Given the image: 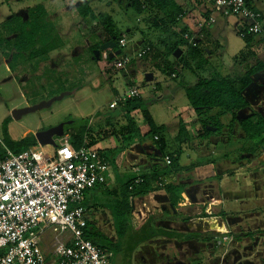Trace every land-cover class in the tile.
<instances>
[{
  "label": "rangeland",
  "instance_id": "obj_1",
  "mask_svg": "<svg viewBox=\"0 0 264 264\" xmlns=\"http://www.w3.org/2000/svg\"><path fill=\"white\" fill-rule=\"evenodd\" d=\"M90 2V4L96 9L97 12H102L104 16L107 15L112 18V24L115 26L114 38L118 40L119 36L121 37L122 35H124L127 39L128 45L126 48H124L123 54H129L131 57L136 56L137 51H130V48L134 47V44L140 38L145 39L148 43L152 42L153 44H155L159 42L160 39L158 40V38L160 36V33L158 29L152 24L148 12L145 11L142 13H138L131 6L128 7L124 4H121L120 0H90ZM40 4L46 10L44 18L41 17L40 19L41 24L43 25L45 23L47 26L48 37H46V39H49L50 35L53 37L48 46L51 49L54 48L58 49L56 51H59L56 54L54 52V59L63 57L64 61H66L65 66L69 65L70 68H77L73 70L70 69L71 75L66 73L64 74L61 71L65 66L51 68V66H55L52 63L54 59H47L43 61L46 56L38 57L34 62H32L33 64L30 62L29 66L21 67L19 64L21 60L15 61V59H12V45L8 47L6 40H4L3 44L0 43V135L2 137L3 122L7 118L9 119L8 124L10 123L12 134H14L15 137H20V135L28 129L32 130L33 134L35 135L36 132L40 130H46L60 124L61 122L69 121V117H73L78 125L82 124L84 121L89 120V118L91 119L95 115H98L99 119H97L99 121L101 115L103 118L105 115H108L111 112V109H109V103L112 99H114L112 90L123 91L125 87L124 79L121 77V71L115 67H112L111 63L113 61L106 60L104 58V55L101 60L96 61L95 57L87 49L83 52L84 56H82L81 60L80 58L73 56V51H75L76 48L80 46L85 47L87 45V38H89L92 33H97L100 37L104 38L107 36V34L102 24L99 22L93 23L92 28L85 29L82 26L81 21H77L78 14L76 12L72 13L70 11H67L68 8H65V3L62 0H0L1 38L13 39V37L11 36V32L6 29V19H10L16 13L22 15L24 18H28V9L31 7L39 6ZM218 38V40L222 44V47H219V49L214 51L213 56L210 59L209 64H207L206 68L207 70H213L214 72H218L221 70V72L224 73L222 70L230 68L228 66H233L232 63L234 55L244 45V39H242L238 35L233 27H231L223 36L219 34ZM46 39L44 38V40L41 41L40 45H38L37 47L45 45V42L47 41ZM62 46L64 48H61ZM184 52H187L186 48L184 49ZM173 58L174 60L176 59L174 56ZM134 60L136 61V59ZM140 61L141 60L137 61V63ZM203 62L204 60H202V64ZM191 63L195 64V61L193 60ZM25 64H27V62H25L24 65ZM148 64L149 63H147L146 61L142 62L141 67H139V71L141 74L144 75L146 73ZM151 65L152 64H150L149 66ZM201 65H199L198 69H196L193 65L192 67L194 68V70L190 68H183L179 72V78L174 79L170 78L167 74H164L161 71H155L154 82L146 83V85L140 87L141 94L145 98V100L152 102L150 103V111H152L155 115L156 122L158 124H166L168 127L165 133V137L167 138L170 145L169 151H175L178 148V146L172 142L174 134L177 133V126L175 124L180 119H183L187 122L189 121L186 110L188 109L187 106L191 104L185 94V90L182 85L194 84L200 77L209 76L207 70L201 68ZM203 67H205L204 64ZM232 69L233 71H236L234 68ZM114 73L118 74L119 76L116 75L114 76V78L109 80L107 76L113 75ZM118 77L119 79H117ZM88 79H90V81H85ZM156 83L161 84L162 90L154 92L153 86H155ZM64 92H68L70 94L66 95L62 100L55 101L50 107L25 114L20 119H15L12 115L14 109L38 104L41 101L49 100L52 97L58 96ZM160 95H163L161 100L158 99V101H153V99L158 98ZM181 113L183 114L181 115ZM222 115L224 114L216 115L213 118L205 116V119L209 120L208 122L211 121V127L213 128H217V123L224 124V126L220 125V129L218 128L219 130L217 132L214 131L215 135L219 136L218 134H221L224 136L225 134V137L230 138V141H216L215 145L213 144L214 146L212 147H218V154H213V157L216 158L223 152V148H226L227 152L232 150L234 151V149L239 148L241 143L240 139L236 138L235 133L230 134L232 132L230 131L232 128L229 127L228 116ZM138 122L140 126H142L143 131H145L146 126L144 125L143 120L139 119ZM89 126L91 127V122H89ZM183 127L187 130L186 122L183 123ZM190 129H192V127H190ZM193 133H195V130H193ZM42 148H46L50 153L53 150L52 145L42 146ZM180 150L181 149L175 151L177 153H180V164H188L191 161H194L197 157L196 152L189 146H185L182 152ZM232 155L234 156V154ZM152 167H155L158 170V174L162 175L168 180L173 181L174 176H171V172L169 171L170 168L165 167L162 164H154ZM142 168L145 169V167L143 166ZM142 171L139 170V174ZM251 171H256V168H252ZM133 174L139 175L138 172H134ZM196 175L199 179H204L209 176L208 173L204 174L205 177L201 175L199 176L198 174ZM212 179H215L219 185L223 186V191L226 190L225 195L228 197L227 199H234V195L232 193L228 194L230 193V189L232 188V186L228 187V183L226 184L227 186L223 185V179H221L220 177H213ZM263 180L261 181L262 187L260 186L259 191L261 196H264ZM249 183L250 180L248 181V188ZM161 192L163 191L160 190L158 193ZM249 193H252L250 192V189ZM196 195L198 196V198L203 197L204 199L208 195L212 200L222 196L219 192L218 185L207 186L206 189L201 187ZM93 196L96 197V201L92 199ZM110 198L112 197H110L108 194L100 193L99 191L94 190L89 196L87 205L94 207L95 205L102 206L108 201H111ZM107 199L108 201L106 202ZM257 204L258 203L255 201L252 202V206H258ZM260 205L262 207L261 202ZM135 206L138 212L142 213L143 211L145 214L143 223L145 221H148V219H150L151 217L155 219L154 225L159 226L160 222L158 221L160 219L164 221L168 219V216H166L165 214L168 213L169 207H164L158 201H156V198H154L153 194H147L146 196H143V198L138 199ZM161 207L165 209V213L159 214V210L161 209ZM214 208L215 206L213 208H210L213 213H215ZM247 209L248 212H250L248 214L250 217L239 222L237 227L230 229V225L226 224L228 223L225 220L226 218L224 217V219L223 217H221V219L219 218L220 220L218 218L217 219L219 221H225L226 223H224L223 226L218 224L213 225L212 228L218 229L219 231H222L221 233L225 234L227 232L224 231L232 230L237 232L242 229H253L260 224L262 227H264V221L261 220L264 218L253 216L251 214V206H249ZM170 210L171 209H169V211ZM200 212L201 210L199 211V209H192L188 211V213L191 214L190 216L193 217H198ZM133 218L134 224L137 227L136 230H138V228H140V226L142 225V222L140 224V219L137 217V215L133 216ZM195 222L198 221L194 220V218L190 221L191 224ZM93 223L104 234L115 238L116 233L113 228H111L112 226L110 222L103 216L102 212L99 211L98 213L94 214ZM172 225L176 228L181 229L179 225V227L176 224ZM209 233L211 234L212 232L208 229V232H205L204 235H207ZM223 234L220 235L224 244L222 247H220V253L223 252L222 250L224 248H227L230 238L229 235L227 236ZM210 236L213 237L212 235ZM262 240H264V238ZM172 242L173 241H169L166 243L163 237L160 238V240H157V238H153V246L147 248L156 249L157 252L162 253L166 257L167 255H170L173 258V255L178 254V257L180 258L177 247H175ZM244 243L245 242H242L243 246ZM44 248L46 249L45 246ZM137 248H140V250L135 251V255L132 258L127 254V250L124 245H122V248L120 250H116V255L112 259V264H141V261L138 260V258L140 255L139 253L143 252L144 247L139 246ZM254 249L244 250V248L239 249L238 247L236 251L239 255L234 256L235 254H226L225 256L227 258H225V264H264V243L260 244V246ZM209 252V249H207L205 250V252H203V254L202 252L201 254H199V258H202L205 263H208L209 261V259L206 258V254L209 255ZM195 257H197L196 254ZM222 257H224L223 254ZM214 264H216V261Z\"/></svg>",
  "mask_w": 264,
  "mask_h": 264
},
{
  "label": "crops",
  "instance_id": "obj_2",
  "mask_svg": "<svg viewBox=\"0 0 264 264\" xmlns=\"http://www.w3.org/2000/svg\"><path fill=\"white\" fill-rule=\"evenodd\" d=\"M62 1H64L65 3L64 5L65 8H68L67 11H70L72 13L76 12L78 14L77 21H81V17L77 11V7L81 2H83V0H62ZM176 1L183 8L184 15L182 16L177 26L173 28L174 32H176L177 35H182L183 32L192 33L193 35L196 34L199 29L197 23L205 20L207 14L212 12L211 1L210 0H176ZM248 1L251 4L252 8L262 13L263 18H264V0H248ZM120 3L128 7L131 6L130 0H120ZM29 10L30 8L28 9V12ZM16 15L22 16L17 13ZM28 18H24V19L27 20ZM240 23H241L240 19L236 16L224 17L220 14L215 15V22H213V24L210 25L207 30L208 39H205L204 45H202L204 57L205 59H207L206 60L207 62L204 63L205 67H203V69L207 70L206 68L207 64H209V61L212 58L214 51L219 49V47H222V44L218 40L219 39L218 35L219 34L221 36L225 35L231 27H233L234 30L238 33L236 27L240 25ZM9 32L11 31L9 30ZM159 33H160V36L158 40L160 39L159 42L161 43V39H162L161 37H163V34L160 31ZM11 36L13 37V39H10V45H8V47L13 45L16 33L11 32ZM121 37H124V35H122ZM103 39L106 40V37ZM159 42L155 44L152 43V44L155 47L160 49L162 47H160ZM146 43L147 42L145 39L140 38L134 44L135 46L130 48V51L136 50L137 53L141 52L148 48L147 46H145ZM61 48H64V47L62 46ZM184 49L185 47L177 50V54L174 55V57L178 58L180 57L181 54H184V53L186 54V52H184ZM56 50L58 49L52 48L47 54L42 55V56H46L43 59V61L47 59L53 60L54 52L55 54L59 52ZM111 52H115V50L114 49L107 50L108 54H110ZM241 54H244L243 58ZM126 55H129V54H126ZM73 56L78 57L81 60L82 56H84L82 49H80V52L77 55L74 54ZM37 58L38 57L34 59H30L28 56L24 55L16 59L13 57V54H12V59H15V61L21 60L19 63L21 67L29 66L30 62L31 63L34 62ZM95 60L99 61L98 59H95ZM139 60L141 61L137 63V61ZM24 61L27 62V64L24 65L25 63ZM174 61L175 60L173 56H171L170 62L173 63ZM142 62H143V59H136V61L134 60V62L131 63L126 68H120V71L122 74L121 77L124 79L125 87L123 91L112 90L114 99H112L110 103L113 100H115L117 96L126 92L130 85H136V86L141 87V86L146 85V83L154 82L155 71L156 72L161 71L157 67H155V63L157 62H155L154 60H150L148 62L146 61L149 64L147 65L146 73L144 75L141 74L139 71V67H141ZM258 62L264 63V43L260 37L255 36L253 37V39L251 40L249 44H247L246 41L244 40V45L234 55L233 63H232L233 66H228L230 68L224 69L222 71L225 73V75H231L232 76L231 78L234 79L237 75L244 74L246 71L249 70V68L258 64ZM52 63L55 66H51V68H55V67L58 68L59 66H65L66 61H64L63 57H60L59 59L58 58L54 59ZM150 64L152 65L149 66ZM112 67L114 66L112 65ZM76 68L77 67L70 68L68 65L62 68L61 72L64 74L66 73V74L71 75L70 69L73 70ZM232 68H234L236 71H233ZM162 73L166 74L165 72H162ZM207 73L209 76H211L215 72L213 70L212 71L207 70ZM116 75L119 76L118 74L114 73L113 75H110L107 77L109 80H111ZM150 75L152 76L151 79L148 78V76ZM168 76L172 78L171 75H168ZM177 78H179V76ZM117 79H119V77ZM253 80L255 81V86L251 88L250 90L244 91ZM85 81H90V79L85 80ZM251 82L242 91L245 100L249 102V106L246 109H243L238 113V116H237L238 120L248 119L251 116H254L255 114H260L264 116V70L254 73L252 75ZM153 90L154 92L162 90L161 84L156 83V85L153 86ZM162 97L163 95H160L158 98L153 99V101H158V99L161 100ZM187 108L188 109L186 111L188 114L187 117H189V121L187 122V121H184L183 119H180V116L183 114L181 113V115L179 116L180 120H178V122L175 124L177 126V133L174 134L172 142L178 146L176 150L181 149L180 151L182 152L185 146H189L193 148V150L196 152L197 154L196 159L194 161H191L188 164L179 163L180 153L175 152L176 150L169 151L170 145L168 143L167 138L165 137V133L168 127L166 124H158L156 122L155 115L153 114L152 111H150L155 123L159 126L164 125L166 127L164 134L161 135L162 137L165 138L166 143H167L166 152L169 155L172 154L174 157L177 156L178 158L177 164L183 168L180 170L176 167L175 168L171 167L172 165L166 166L163 163L159 162V159H161L160 158L161 154L157 155V152L159 151L157 148V143L153 141L152 138H145L142 141H140L139 140L140 138H138V136L136 135L132 138V142H129V140L127 138H123L121 134L116 135V132H119L121 126L126 123L124 120L121 122L120 125L113 127L111 123H109L110 122L109 120H112L113 117L114 116L116 117L117 114L114 115L110 113L108 115H105L103 118L101 115L99 121H98L99 119L98 115L93 116L91 119L89 118V122H91V131L94 134V136H97L99 138L98 142L92 145L93 147L99 149L100 152H103L104 156L108 155L109 157H111V154L113 153V150H115V148L118 149L123 146V151H121L117 155V157L115 158V161H111L107 159L111 167L110 173L108 175L107 183L105 185L97 186L95 189H92L87 194H85V201L88 203L89 196L94 190L99 191L100 193H106L110 197L113 198L115 197L117 192L118 193L121 192V188L123 187L124 184L128 183L129 180L142 177V174L153 173L154 171L158 173V170L152 166L154 164H162L163 166L170 168L169 170L171 172L170 174L171 176H174L173 181L165 178L166 183H169V182H174L175 184L180 183V184L185 185L186 188L184 189L182 193V198L180 202L178 203L177 207L173 206L172 201H171V196L170 194L166 192L165 189H161V191H163L161 193H158L159 191L152 193L154 198H156V201H158L164 207H169L168 213L165 214L166 216H168V219H166L165 221L160 219L158 221L160 222L159 226L155 225L157 228H163L168 231H179L180 230L179 228H176L172 225V224H176L177 226L179 225L181 227V230L194 229V230H198L199 232H202L206 229L207 230L209 229L210 231L215 232V233L213 232V235L215 237L217 233L216 230L217 231L219 230L214 229L211 226L214 225L213 223H215V221L219 225V220L221 219V217H225L226 220H228L227 225H230L229 228L233 229L238 226L239 222H237L236 220H234L235 222L231 221L232 217L238 219V215L243 216L247 213H250L248 212V209H247L249 206H251V209L264 208V196H261L260 193H258L256 195L257 197H253L254 195L252 193H249L252 175L256 174V172L254 173L251 172V169L255 167L256 165L264 162V148H261V150L258 152L254 150H250L251 140L246 136L242 128L238 124H235L236 126L233 127L234 130L230 134L235 133L236 138L240 139L241 143H240L239 148L234 149V151L232 150L228 152L226 151L227 150L226 148H223L222 149L223 152L220 154V156H218L217 158L213 157V154H218L217 152L218 147L217 148L212 147L215 145L216 141L226 142V140L230 141V138L225 137L226 136L225 134L224 136L221 134H218L219 136H217L215 135L214 131L212 132V134L204 135L203 133H201L202 131L201 128H202L203 121H206V122L209 121L205 119V116L209 118H213L214 116L219 115V112L217 110H208L204 115L202 114L199 116V114L196 112V110L191 105L187 106ZM149 110H150V106H149ZM111 116H113L112 119H111ZM222 116H226V115H222ZM227 116H228V123H229L230 120L232 119V116L230 115H227ZM117 117H118V120L123 119V116L121 115ZM139 119L143 120L144 125L146 126L145 131H143L142 126H140L138 122ZM118 120L114 119V122L117 123ZM135 121L143 135L149 131V127L147 126V124L145 123V120L141 116L137 115L135 117ZM184 122H186L187 124V130L186 128H184L185 132L184 131L182 132L181 125H183ZM209 123H211V121ZM190 127H192V129H190ZM208 127H211V125ZM193 130H195V133H193ZM29 132L33 133L32 130L28 129L25 132H23L20 135V137H15L14 134H12L10 123L8 124V133L11 139L13 140H20L26 135L30 134ZM43 151L50 153L49 151H47L46 148H44ZM232 154H234V156ZM142 166L145 167V169L142 168ZM139 170L141 171L143 170V171L139 174ZM134 172L136 173L138 172L139 175H134L133 174ZM206 173H208L209 176L204 179L203 178L199 179L196 175L198 174L199 176L201 175L205 177L204 174ZM162 177H163L162 175H159V178H162ZM213 177L215 178L220 177L221 179H223V185H226L228 183L227 184L228 187L232 186V188L230 189L231 191L228 194L232 193L234 195V199H227L228 197L225 195L226 191L223 194V186L219 185L215 179H212ZM249 180H250V183H249V188H248L247 186H248ZM216 185L219 186V192L222 195V196L220 195L221 197H217L214 200H212L210 199L208 195L205 199L203 197L198 198V196L196 195L199 189H201V187L206 189L207 186H216ZM112 198H110V200ZM141 198H143V196L142 197L137 196L134 198V201H133L134 206L131 212V224L134 230H136L137 227L134 224L133 216L137 215V217L140 219V224L141 222H142V225L145 223V222L143 223V219H145L144 212L143 211L142 213L138 212L135 206L137 204V200ZM92 199L96 201V197L93 196ZM107 201L108 199L106 200V202ZM253 201L257 202L258 206H255V205L252 206ZM260 202L263 205V207H261ZM108 203L109 201L102 206L100 205H95V207L89 206L92 210L90 219H91V222L93 223L94 214L100 211L103 213V216L108 219V221L110 222L112 226L111 228H113V230L115 231L112 213L110 209L106 207ZM214 206H215L214 208L215 213H213V211H211L210 209V208H213ZM169 209L171 210L169 211ZM192 209H199V211L201 210L202 213L199 214L198 217L190 216L191 214L188 213V211ZM164 210L165 209L161 207V209L159 210V214L165 213ZM187 217H191V219L187 220L186 219ZM193 218L194 220L198 222L191 224L190 221ZM217 218L218 219L220 218V219L218 220ZM153 221H155V219H153ZM219 232H222V231H219ZM224 232H229V231H224ZM244 233L245 231L242 232V234ZM45 236L48 238V243H49V241L51 240V235L48 236V234H46ZM115 238H112V239L115 240ZM46 242L47 241H45L42 244V246L45 252L48 253V248H47L48 244H46ZM44 246L46 247V249L44 248ZM225 250L228 251V247ZM135 251H137V248L135 249ZM135 251L132 253V258L135 255Z\"/></svg>",
  "mask_w": 264,
  "mask_h": 264
},
{
  "label": "trees",
  "instance_id": "obj_3",
  "mask_svg": "<svg viewBox=\"0 0 264 264\" xmlns=\"http://www.w3.org/2000/svg\"><path fill=\"white\" fill-rule=\"evenodd\" d=\"M246 2L251 9H254L248 0H246ZM90 3V0H83V2L77 7V11L81 17L82 26L85 29H89L92 28L93 23H101L107 34L106 40L104 41H116L118 44L115 49L122 51L119 56L125 55L123 54L124 48L119 46V40L121 37L119 36L118 40L114 38L115 26L112 24V18L107 15L104 16L102 12H97ZM130 3L131 7L138 13L145 11L148 12L152 24L163 34L160 43V47L162 48L159 49L155 47L152 42L146 43L145 46L148 47V50L143 58H141L143 61L148 62L154 60L157 62L155 63V67L162 72L171 75L172 78H177L180 75L179 72L183 68L194 70L192 67L193 65L198 69L199 65L202 64V60H204L205 63L207 62V59H205L203 54L202 45H204L205 39H208V27L213 24V22H209L210 17H215L216 14H219L214 9L207 14L205 20L200 21L205 24L202 29L199 28L200 22L197 23L199 29L196 34L193 35L192 33L183 32L182 35H177L173 28H175L180 22L184 15V10L176 0H130ZM45 11L44 7L39 5L30 8V15L27 20L16 14L6 20V29L16 33L12 45V54L14 58L18 59L19 57L26 55L30 59H34L47 54L51 50L48 44L52 41L53 37L50 35L49 39H46V37H48L47 26L45 23L42 25L40 20L41 17L44 18L46 14ZM253 37H255V35H247L242 39L249 44ZM44 38L47 40L45 45L37 47ZM89 39L91 41L92 49H98L102 43V40L97 33H92ZM4 40L10 45V39H3L0 36L1 44L4 43ZM184 47L187 49L186 54H181L173 63L170 62V57L176 55L177 50ZM241 56L243 58L244 54H241ZM115 58L108 59L114 61ZM193 60L195 61V64L191 63ZM203 64L201 65V68H203ZM117 69L120 70V68ZM261 70H264V63L258 62V64L249 68L244 74H239L234 79L231 78V75H225L221 71H218L211 76L200 77L194 84L182 85L191 106L196 110L199 116L202 114L204 115L208 110H217L219 114L224 115L229 114L232 116V119L228 123L229 127L232 128L230 131L233 132V127L236 126L235 124H238L246 136L251 140L250 150L256 152L260 151L261 148H264V116L255 114L248 119L241 120H238L237 116L241 110L246 109L249 106V102L245 100L242 91L251 82L252 75ZM131 86L134 85H130L129 88ZM138 88L140 89L139 86ZM150 103L151 102L145 100L141 94L140 97L132 98L128 100L125 105H120L118 108L111 109L109 107V109H111V114H117L116 117L114 115V117L111 116V119L112 117L113 119L109 120V123H111L113 127H116L125 120L126 123L121 126L119 132H116V135L121 134L123 138H127L129 142H132V138L136 135L140 138V141L145 138H152L153 141L157 143L158 150L161 152L162 156H164L167 154V143L165 138L161 135L164 134L166 127L164 125L159 126L155 123L149 110ZM120 115L123 116L122 120H118L117 116ZM137 115L141 116L149 127V131L144 135L141 133L140 128L135 121ZM69 118V121H72V123L65 125V133L70 136L72 145L75 149H79L83 145L91 147L98 142L99 138L92 133L91 127L89 126V120L78 125L73 117ZM114 119L118 120L117 123L114 122ZM8 122V118L3 122V137L5 144L10 150L18 154L38 145L37 139L33 133L26 135L20 140L11 139L8 133ZM210 125L211 123L203 121L201 133L204 135L212 134L213 131L208 130V126ZM220 125L224 126L222 123H217L216 131L220 129ZM181 131H184L183 125H181ZM156 136L159 137L158 140H155ZM121 151H123V146L118 149L115 148L111 157L108 155H105V157L108 160L115 161V158ZM101 154L103 155V152H101ZM4 155L5 150L0 147V159L3 158ZM171 157L173 161L171 164L172 166H170L174 168L176 167L179 170L183 169L177 164V156L174 157L171 154ZM253 168H256V171L251 172H256L264 176V162ZM159 175L155 171L153 173L142 174L141 178L143 179V182L138 184L134 183L137 178L129 180L128 183L123 185L121 192H117L115 197H113L106 205L113 216V224L116 231L115 240L101 232L91 220L88 222L85 237L93 241L94 244L100 248L113 252L112 259L116 255V250H120L122 245L126 248L127 254L132 257V253L140 244L150 241L153 238L163 236L178 237L179 233L177 231H168L163 228H157L151 217L148 221H145L138 230H134L131 224V212L134 206L133 201L137 196L142 197L160 191L161 189H165L166 192L170 194L174 207H177L180 202L182 193L186 188L185 185L180 183L175 184L174 182L166 183V179L163 177L159 178ZM131 187L133 188L131 189ZM91 190H88L86 194ZM84 204L87 205L88 203L84 200ZM186 219L190 220L191 217H187ZM251 234L254 233L245 232L241 235L234 234V238L242 243L245 241V237ZM223 235L228 236L231 234ZM1 253H3V251L0 250V254Z\"/></svg>",
  "mask_w": 264,
  "mask_h": 264
},
{
  "label": "built area",
  "instance_id": "obj_4",
  "mask_svg": "<svg viewBox=\"0 0 264 264\" xmlns=\"http://www.w3.org/2000/svg\"><path fill=\"white\" fill-rule=\"evenodd\" d=\"M211 3L220 15L240 19L236 29L241 38L255 35L264 43L263 15L251 9L246 0H211ZM214 21L215 17H210L209 22ZM204 26L199 23L200 29ZM127 45L124 36L119 46ZM147 50L134 57L119 56L112 65L126 68L134 59L143 58ZM107 57L106 52L104 58ZM140 96L138 86H131L109 107L118 108ZM158 139L156 136L155 140ZM56 142L51 153L44 152L38 143L16 154L0 135V147L5 150L0 159V250L3 251L0 264H111L113 252L85 237L92 210L84 204L88 190L107 183L110 163L93 146L75 149L66 133ZM172 161L171 155L162 156L164 165L169 166ZM141 182L143 179L139 177L134 183ZM216 232V246L222 247L223 233ZM46 234L51 235L49 243ZM45 241L48 253L42 246Z\"/></svg>",
  "mask_w": 264,
  "mask_h": 264
},
{
  "label": "flooded vegetation",
  "instance_id": "obj_5",
  "mask_svg": "<svg viewBox=\"0 0 264 264\" xmlns=\"http://www.w3.org/2000/svg\"><path fill=\"white\" fill-rule=\"evenodd\" d=\"M90 37H91V35L89 36V38ZM89 38H87V41H86L87 47L86 46L85 47L80 46V47L76 48V50L73 51V53L75 55L80 52V49H82L83 52L88 49L91 52V54L94 56V50H96V49L91 48V41ZM103 38L104 37H100V39L102 40L101 45L105 42H108V41H104L105 39H103ZM117 44L118 43L116 42V45ZM100 46H99V48H100ZM104 53H105L104 51L101 52V59L103 58ZM262 176L263 175L258 174V173L252 175L250 192H252V194L254 195L253 197H257L256 195L260 191V186L262 187V183H261ZM225 191L226 190L223 191V194L225 193ZM262 207H263V205H262ZM248 214L249 213H247L243 216L238 215V219L232 217L233 219L231 218V221L235 222L234 220H236L237 222H240L244 219H248V217H250ZM251 214L253 216L258 217V218H260V217L264 218V208L251 209ZM261 220L264 221V219H261ZM226 222H227V220H226ZM226 222L224 221V223H226ZM213 224L217 225L216 221ZM244 231L246 233H254V234H251V235L245 237V241H244L245 243L243 246L241 241H238V240H236V238H234V234L241 235L242 232H244ZM177 232L179 233L178 237H164L163 236V239L165 240L166 243L169 241L170 242L173 241L172 244H174V246L177 247L180 258L178 257V254L173 255V258H172L170 255H167V257L164 256L162 253L157 252L156 249H148L147 247L153 246L152 245L153 239H152V240H150L151 242L147 241V242H144V243L139 245L140 247H144L143 252L139 253L140 255L138 258V260L141 261V264H179L180 262H182L184 264H214L215 261H216V264H225V262H226L225 258H227L225 256L226 254L231 253V255L235 254L234 256L239 255V254H237L238 252L236 251V249L238 247H239V249L244 248V250H246V249L247 250H253L254 248H257L258 246H260V244L264 243V240H262L264 238V227H262L261 224L254 227L253 229H243L242 231L240 230L237 232L229 230V234H231L230 238H232V241L228 242V245H227L228 251H226L224 248L222 250L223 251L222 253H220L221 252L220 247H217L216 243H215V238H216V235L218 233L215 235V237L210 236V235H213L214 231H211L212 233L211 234L209 233L207 235H204V233L208 232V230H204L202 232H199L198 230H194V229H192V230L191 229L190 230L189 229H186V230L180 229ZM156 238H157V240H160V238H162V237H156ZM207 249H209V251H210L209 255L206 254L207 255L206 258L209 259V261H208V263H205V261L202 258L201 259L199 258V254H201V252L203 254V252H205V250H207ZM139 250H140V248H137V251H139ZM195 254L197 255V257H195ZM222 254L224 255V257H222ZM188 255H190V256H188Z\"/></svg>",
  "mask_w": 264,
  "mask_h": 264
},
{
  "label": "water",
  "instance_id": "obj_6",
  "mask_svg": "<svg viewBox=\"0 0 264 264\" xmlns=\"http://www.w3.org/2000/svg\"><path fill=\"white\" fill-rule=\"evenodd\" d=\"M116 46H117L116 42L113 41V40L103 43L100 46L99 49L94 50L95 59L100 60L102 51L113 50V49L116 48ZM121 52H122L121 50H115V52H111L109 54V58L110 59H114L115 56L120 55ZM151 77H152L151 75L148 76L149 79H151ZM254 86H255V81L253 80L244 91L250 90ZM68 94H70V93L64 92V93H62V94H60L58 96L52 97L49 100L41 101L38 104H35V105H32V106H27V107H24V108L14 109L13 112H12V115H13V117L15 119H20L25 114H28V113H31V112H35V111L41 110L43 108H47V107L52 106V104L55 101L62 100ZM70 123H72V121L61 122L60 124H58V125H56L54 127H51L49 129H46V130H40V131L36 132L35 137H36L38 143L41 146H46V145L55 146L57 144L56 137L63 136L64 133H65V125L66 124H70ZM216 129L217 128L208 127V130H211V131H216ZM160 154H161V152L158 151L157 155H160ZM227 222H228V220H227ZM219 225L223 226L224 222L223 221H219ZM179 264H184V263L180 262Z\"/></svg>",
  "mask_w": 264,
  "mask_h": 264
},
{
  "label": "clouds",
  "instance_id": "obj_7",
  "mask_svg": "<svg viewBox=\"0 0 264 264\" xmlns=\"http://www.w3.org/2000/svg\"><path fill=\"white\" fill-rule=\"evenodd\" d=\"M121 38H122V37H121ZM121 38H120V39H121ZM104 52L106 53L107 51H104ZM115 57L117 58V57H119V55H117V56H115ZM108 58H109V54H108V57H107L106 60H109ZM116 58H115V59H116ZM57 138H59V137H56V140H57ZM160 158L162 159V154H161ZM161 159H159V162H160V163H161ZM169 166H170V165H169ZM228 234H229V233H228Z\"/></svg>",
  "mask_w": 264,
  "mask_h": 264
}]
</instances>
